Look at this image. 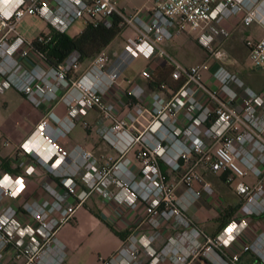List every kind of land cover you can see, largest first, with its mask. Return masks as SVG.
<instances>
[{
    "label": "built area",
    "instance_id": "2783aa9c",
    "mask_svg": "<svg viewBox=\"0 0 264 264\" xmlns=\"http://www.w3.org/2000/svg\"><path fill=\"white\" fill-rule=\"evenodd\" d=\"M117 1L0 0V92L13 87L34 107L49 105L37 120L24 112L14 120L12 128L18 130L23 122L29 128L33 125L19 142L18 149L53 173L65 190L56 206L60 213L57 226L71 218L91 193H104L114 185L118 203L131 207L138 201L145 203L151 226H157L163 217H172L175 225L184 226L178 236L169 238L163 250L172 264H187L200 253L206 258V264H229L237 262L244 251H251L264 264V229L255 232L250 241L237 249L230 247L244 228L243 219L230 220L217 238L207 236L184 214L174 193V184L166 181L159 164L162 160L177 169L180 160L196 155L195 162L180 175V180L194 195L201 191L213 192L207 180L198 188L194 186L200 178L198 161L204 162L211 171L226 170L227 180L238 178L237 193L249 191V185L241 179L248 170L259 182H264V174L258 168V163L264 160V140L256 139L251 148L244 146L254 129L264 131V111H259L264 108V92L252 88L227 67L229 58L221 44L230 36L232 25L228 22L234 18L245 25L264 23V0H145L147 18L140 15L139 8L134 12L123 11ZM113 14L120 16L121 27H132L134 34L126 37L112 58L104 50L96 53L80 73L81 56L77 49L53 65L35 47L36 43L48 42L52 30L66 31L76 19L93 24L101 21L109 26ZM25 15L43 19L48 29L27 37L20 29ZM186 25L198 30L197 42L217 62L211 75L218 87H210L204 81L208 59L187 64L164 46L165 40H177ZM244 44L247 66L264 64V34L256 39L246 38ZM138 55L150 62L161 58V65L168 69V79L162 80L159 88L147 92L146 102L143 101L144 86L135 82H130L125 89L119 86L122 71ZM139 75L150 80L154 77L153 69L146 65ZM61 88H66L63 93ZM113 92H117L118 98L112 96ZM58 101L65 104L62 115L53 109ZM91 108H96L99 116L109 121L98 131L122 153L120 157L102 162L92 150L79 143L64 145L68 132L79 121L84 123L82 118ZM120 110L122 114H118ZM134 145L137 146V171L130 166V159L122 157ZM36 164L24 163L21 173L0 169V199L20 196L26 177L34 174ZM46 187H51L49 192L54 193L52 186ZM252 199V195L248 196L242 206L245 213L264 209V202L250 208ZM7 207L0 213V242L7 240L2 233L11 216L8 209L12 207ZM156 236L157 232L142 233L138 238L131 234L129 241H123L100 264H113L119 258L121 264H138L137 243L149 249ZM218 245L229 248L221 254L215 249ZM162 258L156 255L149 264H157Z\"/></svg>",
    "mask_w": 264,
    "mask_h": 264
},
{
    "label": "crops",
    "instance_id": "0c3cea01",
    "mask_svg": "<svg viewBox=\"0 0 264 264\" xmlns=\"http://www.w3.org/2000/svg\"><path fill=\"white\" fill-rule=\"evenodd\" d=\"M117 5L125 12H134L139 8V13L142 17L147 18L148 16V11L145 8V0H118ZM228 24H230V26L232 25L231 34L225 39L228 42H244L246 38L256 39L264 34V23L253 22L249 25H245L239 21V18H234V20H232V22H228ZM79 31H75L70 35H73ZM133 34L134 30L132 27H123L120 33L114 37V39L103 50L107 53L109 58H112L122 48L126 37ZM189 38L196 39L195 36H192L189 34V32L182 31L177 40H165L163 44L176 58L180 57L179 59H183L180 47L183 44L188 43L187 40ZM90 60L91 58L81 59L78 69L79 73L86 68ZM212 61L211 71H209L206 76H203V78L210 87H218V82L211 75V72L213 68L216 67L217 62L215 59ZM161 63V58H155L154 61L151 62L146 59V63L142 65L141 68L149 65L153 69V73L156 71V73H158L159 71L166 70L168 76L167 67L161 65ZM227 67L231 71L236 72L248 85L252 86L257 91L264 92V65L262 66L261 64H258L254 67H249L247 66L246 62H238L236 64H232L231 66L227 65ZM139 71L137 75L133 74L131 71H128L127 65L120 75L119 86L120 89H125L129 86L130 82H135L144 86L146 93L143 96V101L146 102L148 100L147 92L153 88L148 86L149 80L142 78L139 75ZM7 89L0 92V169L5 170L4 166L9 165L12 168L10 169L11 172L19 173L23 170L22 166H19L20 164H18V159L22 157V151L18 149L16 144H18V142H20L21 139L26 136L30 128L27 122H23L18 130H14L12 126L14 120L21 118L23 113L26 112L24 111V104L27 102V100L24 95L15 88L11 93L4 94ZM112 96L118 98L117 92H113ZM47 108H49V105H44L42 107H32L30 108L31 110L27 112V116L33 120H37L42 115V113L47 110ZM53 109L57 114L62 115L65 113V104L62 101H58L53 106ZM259 111H264V108L261 107ZM122 112L123 111H119L118 114H122ZM82 119L84 120V123L79 121L68 132V139L64 143L66 147H70L75 143H79L92 150L102 162L121 156L122 153L109 140L99 133L98 129L103 125L109 124V121L101 118L96 108L89 109ZM5 139L8 141L7 144L3 142ZM136 151L137 146L134 145L124 152L122 156L130 159V166L135 171L138 170V161L135 158ZM196 157V155H193L188 160H180V166L177 169H172L162 160L159 161V164L162 172L165 175L166 181L174 184V193L178 198V202L181 205L184 214L190 219L192 224L199 229L205 230L209 234H215L232 219H243L244 221H248L249 227L244 230L239 239L235 240L230 247L231 249H237L243 242L250 241L255 232L264 229V209L259 212H253L252 214L245 213L242 209L240 210V196L234 191V189H230L229 185L221 186V189H223L222 194H220V192L217 190H214L212 193L201 191L198 195H194L192 192L187 190L184 182L180 180V175L189 165L195 162ZM27 160H29L28 163L31 161V158L28 157V155L26 156V161ZM196 166L199 170L200 178L196 181L194 186L198 188L200 187V183L202 181L210 178L209 176L212 171L202 161H198ZM218 171L221 172V177L225 178L224 174L226 170ZM42 173L43 172L40 166H36L34 174H31L27 177V187L24 190L23 197L31 198L38 194V190L34 188L35 186L33 184V180L37 177L41 176L59 184L58 180L53 176ZM225 182L227 181L225 180ZM116 191L117 187L111 185L104 193H91L86 198V200L77 207L73 215L77 217L83 210L88 211L89 209L93 212H96L97 210L98 217L100 218L97 220V224L103 221L117 232H121V235L116 238L112 246L106 249L103 253H98V259L103 258L106 255L110 256L111 254H114L122 242L125 241L131 233L135 231H149L152 227L147 220L145 203L143 201H138L135 207H131L124 203H118L115 198ZM13 201H15V199ZM93 215H95L94 226L96 227V213ZM159 220L162 222L161 227L159 228L161 233L157 239L158 244L161 243L171 231H175L173 227L174 223L171 222L172 220L167 222L164 221L163 218H159ZM247 230H253V233L249 234V231ZM206 261L207 260L205 257L197 256L192 257L188 264H206ZM157 264L172 263L169 260H165L160 261ZM229 264L260 263L252 252L244 251L241 253L237 262H231Z\"/></svg>",
    "mask_w": 264,
    "mask_h": 264
},
{
    "label": "rangeland",
    "instance_id": "374dc122",
    "mask_svg": "<svg viewBox=\"0 0 264 264\" xmlns=\"http://www.w3.org/2000/svg\"><path fill=\"white\" fill-rule=\"evenodd\" d=\"M83 27L84 23L82 22V19H76L66 29L65 32L71 34L75 31L81 30ZM47 28L48 27L45 21L35 15H25L20 24L21 31L27 37H31L33 34L40 30H47ZM184 31L189 32V34L195 36V38L198 32L197 29H190L187 25ZM187 42L188 43L183 44L180 47L183 59H179L180 57L178 59L187 64L189 62L196 63L204 59H208L209 68L203 71V76H206L207 73L211 71V64L213 62V59L209 57L208 52L196 41V39L189 38ZM221 44L225 48L229 58V62L227 63V65L231 66L232 64H236L238 62L247 63V50L244 42H228L227 40H223ZM145 63L146 58L142 55H138L129 63L128 71H131V73L137 75L139 69ZM156 72L154 74H156ZM166 79H168L167 75ZM13 89V87L8 88L4 94L11 93ZM65 89L66 88H61V93H63ZM24 106V111L26 112H29L31 110L30 108L34 107V105L28 100L24 104ZM30 127V129H32L33 125H31ZM256 132L258 134H256ZM258 138H262L264 140V131L254 129L251 135H249L248 142H246L244 146L246 148L253 147V145L257 142L256 139ZM3 142L5 143L6 141L4 140ZM16 145L18 146L19 142ZM255 153L257 154V150H254V154ZM25 155L26 154L22 153V157L18 159V164H20L19 166H22L24 163H28L29 160L26 161L27 155ZM28 157L31 158L30 162L36 164L31 156L28 155ZM109 160L110 159H108L107 161ZM36 165L38 166V164ZM40 168L43 172L42 174H49L58 180V178L46 168L42 166H40ZM258 168L264 174V160L263 162L258 163ZM19 173H21V171ZM227 173L228 172L225 171V178L221 177V172L219 171H212L210 173V178H207L206 180L211 183L213 191L217 190L218 192H220V194H222L223 189H221V186L229 185L230 189H234V191L237 192L235 189V183L238 178L227 180ZM27 177L25 188L27 187ZM241 179H243L249 185V191L244 194L238 193V195L240 196V210L246 203L247 197L250 195L253 196V199L249 204L250 208H256L259 206L258 204L261 205V203L264 202V197L262 196L264 195V182H259L258 178L254 176V174L249 170ZM225 180L227 182H225ZM33 184L35 186L34 188L38 190V194L31 198L23 197L25 190L24 188L20 196L16 198L3 197L2 199H0V213L3 211V209L8 208L7 206H11L14 209H8L9 214L11 213V216L9 221H7L3 228L2 233L7 240L0 242V264H100L103 259H107L112 255H106L103 258L98 259V253H103L106 249L112 246L116 238L119 237V233H117L116 230L111 228L103 221L97 224V220L100 219L98 217L97 210L96 212H93L88 208L83 207L88 209V211L83 210L81 211L79 216H72L71 218L61 222L57 226L60 213L59 210L56 209V206L60 201V195H65L64 188L59 186L56 182L45 179L41 176L34 179ZM47 184L55 189L54 193L49 192L51 187L47 188ZM258 193H260V197H257ZM66 197L68 199H71V196ZM14 199L15 201H13ZM45 203L48 205L44 206ZM51 207L53 209H51ZM162 207H164V205ZM94 213H96V227L94 226ZM163 220L166 222L170 220H172V223L175 222L172 217H163ZM161 222L162 221L159 220L158 225L155 227L152 226L149 231H135L131 233L138 238L142 233L150 234L152 232H157V236L149 249L137 243L139 252L136 261L138 264H149V260L156 255H158L159 258L164 257L162 258V261L169 259L168 254L163 253L165 245L167 244L171 236H178L183 230L184 226H177L174 223L173 227L175 231H171L165 237V239L158 244L157 239L159 238L161 233L159 229L161 227ZM248 227V221L245 220L243 230L239 232L237 231L238 235L236 237V240L239 239L241 234ZM221 230L222 228L215 234H209L205 230L202 231L207 236H210L212 239H214L217 238V235ZM247 231H249V234L253 233V230ZM128 238L125 241H129ZM228 248V246L224 245H218L217 247H215V249L221 254L225 253ZM197 256L203 255L200 253ZM119 263L120 258L116 259L113 264Z\"/></svg>",
    "mask_w": 264,
    "mask_h": 264
},
{
    "label": "trees",
    "instance_id": "16d2710c",
    "mask_svg": "<svg viewBox=\"0 0 264 264\" xmlns=\"http://www.w3.org/2000/svg\"><path fill=\"white\" fill-rule=\"evenodd\" d=\"M121 18L117 14L112 15V23L107 26L99 21L93 24L87 21L84 27L77 33L70 35L65 31L52 30V38L46 43H36L35 47L42 51L49 64H58L72 50L80 52L81 59L91 58L116 37L121 29L119 25ZM167 71H159L149 80L150 88L158 87L162 80H165ZM180 82L177 83L179 85ZM5 170L12 169L9 165L4 166ZM17 170V168H16ZM121 235V232H117Z\"/></svg>",
    "mask_w": 264,
    "mask_h": 264
},
{
    "label": "clouds",
    "instance_id": "9594fccd",
    "mask_svg": "<svg viewBox=\"0 0 264 264\" xmlns=\"http://www.w3.org/2000/svg\"><path fill=\"white\" fill-rule=\"evenodd\" d=\"M6 178H7V179H5V181H7V180H8V177H7V176H6Z\"/></svg>",
    "mask_w": 264,
    "mask_h": 264
},
{
    "label": "snow or ice",
    "instance_id": "6c2138e0",
    "mask_svg": "<svg viewBox=\"0 0 264 264\" xmlns=\"http://www.w3.org/2000/svg\"><path fill=\"white\" fill-rule=\"evenodd\" d=\"M5 179H7V178L5 177ZM229 231H231V229H229Z\"/></svg>",
    "mask_w": 264,
    "mask_h": 264
},
{
    "label": "water",
    "instance_id": "95a60500",
    "mask_svg": "<svg viewBox=\"0 0 264 264\" xmlns=\"http://www.w3.org/2000/svg\"><path fill=\"white\" fill-rule=\"evenodd\" d=\"M262 66L264 65V64H261Z\"/></svg>",
    "mask_w": 264,
    "mask_h": 264
}]
</instances>
